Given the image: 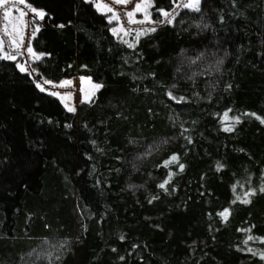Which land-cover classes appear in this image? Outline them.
<instances>
[{
    "label": "trees",
    "instance_id": "obj_1",
    "mask_svg": "<svg viewBox=\"0 0 264 264\" xmlns=\"http://www.w3.org/2000/svg\"><path fill=\"white\" fill-rule=\"evenodd\" d=\"M26 1L38 76L99 89L69 111L0 59V264H264V0H201L132 47L88 1Z\"/></svg>",
    "mask_w": 264,
    "mask_h": 264
},
{
    "label": "rangeland",
    "instance_id": "obj_2",
    "mask_svg": "<svg viewBox=\"0 0 264 264\" xmlns=\"http://www.w3.org/2000/svg\"><path fill=\"white\" fill-rule=\"evenodd\" d=\"M85 1L92 3L98 12L106 15V19L110 23V32L112 35L127 46H134L141 36L151 32L149 31L150 29L167 24L169 23L168 20L171 19V16L165 18L162 15L159 21L153 19L152 0H126V2L120 3L115 2V0ZM187 2L188 0H176L177 4H181L180 7H175L173 3L171 10L163 11L169 12L176 17L181 9H185L182 4ZM137 4L140 5V10H136ZM7 7L12 9L7 29L4 27V8H0V41L3 44V51L0 52V55L8 53L9 55L16 56L17 59L12 60L15 62L16 67L20 70L19 66L23 65L27 69L24 72L32 78L36 87L39 90L42 88L43 90L41 91L50 95L55 93L56 95L53 96L59 99L65 109H74L75 111L79 103L91 101L99 89V84L93 82L89 77L75 76L59 82H52L38 76L32 66L33 62L37 59L28 53L27 48L29 46L32 47L31 42L34 27H42L43 20L37 18L35 24L32 23L34 13L31 9L34 7L29 5L26 0L24 4H20L17 0L16 3L9 4ZM174 8L175 11H173ZM35 9L42 11L37 8ZM18 10H23L26 15L20 17ZM129 12L133 13L131 17L127 15ZM113 29H115V32ZM13 41H15V44ZM16 45H19V48ZM34 53L41 56V54L35 51Z\"/></svg>",
    "mask_w": 264,
    "mask_h": 264
},
{
    "label": "snow or ice",
    "instance_id": "obj_3",
    "mask_svg": "<svg viewBox=\"0 0 264 264\" xmlns=\"http://www.w3.org/2000/svg\"><path fill=\"white\" fill-rule=\"evenodd\" d=\"M16 2H17V0H0V8H4V20H5L4 27H5V29H7V27H8L9 16H10V12L12 11V9H10L7 6L9 4L16 3ZM18 2L20 4H24L25 3V0H18ZM115 2H117V3L126 2V0H115ZM173 3L175 5V7H180L181 6V4H177L176 3V0H173ZM200 4H201V0H188V2L187 3H183L182 6L184 8H189V9H192L194 11H200ZM97 6L99 7V5H97ZM31 10L34 13V17H33V21H32L33 24H35V21H36L37 18L39 20H43L44 19L45 15H46L45 12H43V11H37L35 8H32ZM109 10L111 11V9H109ZM136 10H140V5L139 4L136 5ZM18 11H19V16L20 17H23L24 15H26V13L23 10H18ZM159 11L161 12V15L163 17H165V18L171 16V19L168 20L169 23H172V21L175 19V16L172 15L171 13L165 12L163 10H159ZM173 11H175V8L173 9ZM127 15L129 17H131L133 15V13L132 12H129V13H127ZM60 27H63V25H60ZM38 31H39V27L38 26L37 27H34L33 32H32L33 37L35 36L36 32H38ZM113 31L115 32V29H113ZM149 31L154 32V31H156V29L155 28H152ZM137 39H138V37H137ZM13 43L15 44V41H13ZM129 46L132 47L133 45H129ZM16 47L19 48V45H16ZM2 51H3V44H2V41H0V52H2ZM27 51H28V53L32 54L35 59L38 60V59L41 58L40 55H36L34 53V51H33V49H32L31 46H29L27 48ZM0 59L16 60L17 57L16 56H13V55H9L8 53H4L3 55H0ZM19 68H20V71H22V72L27 71V69L23 65H20ZM38 87H39V85H38ZM229 87H231V86H229ZM41 90H43V89L41 88ZM53 95H56V94L53 93ZM168 95L172 99H174V100L177 99L176 97L172 96V93L171 92H169ZM179 100L180 101H183L184 98L183 97H180ZM69 111H74V109H69ZM229 111H231V110H229ZM245 115H255V114L254 113H251V114L245 113ZM228 119H229V114H228V112H225L224 113V120H228ZM257 119H261V118L260 117H257ZM234 120H235V123H239L240 122V119H239L238 116L235 117ZM261 122H264V119H262ZM224 130L225 131H233V128L231 126H228V127H225ZM177 160H178V157L174 155V156L171 157V160L170 161H165V165H167V164H169L171 162H176ZM179 167H180V170L182 171L184 166L181 164ZM170 179H171V175H169V177H168V180H170ZM168 180H165V182L163 184L159 185V187L165 188V186L168 183ZM260 191L261 192H264V186H262L260 188ZM255 193H256V190L253 189L250 192L245 193V195L246 196H251V195H255ZM153 199H155V198H153ZM237 199H239V197H237ZM242 202L243 203H250L251 201L248 200V199H244ZM233 203H235V201H233ZM219 215H221L225 219H227L228 209H225L224 212L219 213ZM248 231L250 232L251 229H248ZM121 239H123V237H121ZM248 239L251 240V239H253V237L249 236ZM245 243H247V241H245ZM249 251H252V249H249ZM261 258L264 259V254H261Z\"/></svg>",
    "mask_w": 264,
    "mask_h": 264
}]
</instances>
